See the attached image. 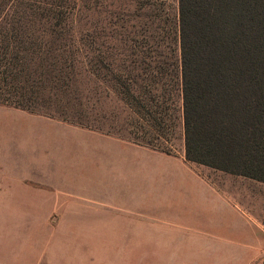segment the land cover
Masks as SVG:
<instances>
[{
    "label": "crops",
    "instance_id": "obj_1",
    "mask_svg": "<svg viewBox=\"0 0 264 264\" xmlns=\"http://www.w3.org/2000/svg\"><path fill=\"white\" fill-rule=\"evenodd\" d=\"M74 128L95 157L39 156L31 135L30 156L23 157L21 145L0 159V264H252L258 258L261 225L212 182L219 173ZM118 146L126 160L130 151L147 155L140 159L145 168L132 173L120 156L102 157ZM209 193L247 219L249 239L241 242L228 214L210 206Z\"/></svg>",
    "mask_w": 264,
    "mask_h": 264
},
{
    "label": "trees",
    "instance_id": "obj_2",
    "mask_svg": "<svg viewBox=\"0 0 264 264\" xmlns=\"http://www.w3.org/2000/svg\"><path fill=\"white\" fill-rule=\"evenodd\" d=\"M8 9L0 14V105L149 148L120 134L126 113L89 106L103 98L68 66L63 33ZM178 46L186 162L264 183V0H178Z\"/></svg>",
    "mask_w": 264,
    "mask_h": 264
},
{
    "label": "rangeland",
    "instance_id": "obj_3",
    "mask_svg": "<svg viewBox=\"0 0 264 264\" xmlns=\"http://www.w3.org/2000/svg\"><path fill=\"white\" fill-rule=\"evenodd\" d=\"M8 6L10 12L34 15L46 30L63 33L68 66L73 65L82 78L93 79L97 89L93 93L103 98L89 106L96 110L103 107L116 111L117 108L121 114L128 115L127 132L120 134L148 143V149L153 151L185 159L178 0H0V14ZM39 30L37 28V32ZM93 55H99L98 59H92ZM84 85L87 86V79ZM119 100L129 108L125 110V104ZM148 114L155 116L156 121L148 118ZM93 124L109 129L103 124ZM74 127L85 129L58 118L0 105V159L12 157V149L21 145L23 157L30 156L31 135L33 141L38 140L39 156L95 157V148ZM113 150L102 157L120 156L118 161H125L132 173L145 168V162L140 159L147 155L130 151L123 153L129 154L126 160L119 146ZM158 162V167H162V161ZM190 165L201 172L219 173L212 182L223 189L231 201L244 203L248 214L254 216L251 218L261 225L260 255L252 264H264V183L206 166ZM154 166L155 163L149 165L150 171ZM209 200L216 213L223 210L228 214L232 229L236 226L241 231V242L252 236L254 231L248 227L246 218L226 203L223 206L216 194L211 197L209 193ZM199 204L203 205L201 199ZM224 236L232 243L237 239L232 235Z\"/></svg>",
    "mask_w": 264,
    "mask_h": 264
}]
</instances>
